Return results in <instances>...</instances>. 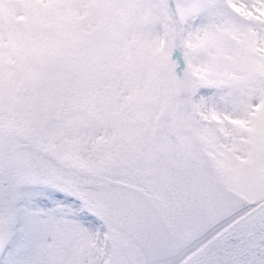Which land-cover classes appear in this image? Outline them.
Here are the masks:
<instances>
[{
    "label": "snow or ice",
    "instance_id": "snow-or-ice-1",
    "mask_svg": "<svg viewBox=\"0 0 264 264\" xmlns=\"http://www.w3.org/2000/svg\"><path fill=\"white\" fill-rule=\"evenodd\" d=\"M0 264H264V0H0Z\"/></svg>",
    "mask_w": 264,
    "mask_h": 264
}]
</instances>
